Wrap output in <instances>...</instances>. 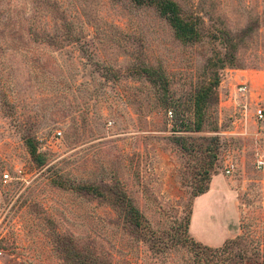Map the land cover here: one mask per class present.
I'll list each match as a JSON object with an SVG mask.
<instances>
[{"label":"rangeland","instance_id":"374dc122","mask_svg":"<svg viewBox=\"0 0 264 264\" xmlns=\"http://www.w3.org/2000/svg\"><path fill=\"white\" fill-rule=\"evenodd\" d=\"M35 1L0 0V264H196L193 242L236 238L264 264V0H172L196 20L189 44L128 0ZM143 67L164 73L167 109Z\"/></svg>","mask_w":264,"mask_h":264},{"label":"trees","instance_id":"16d2710c","mask_svg":"<svg viewBox=\"0 0 264 264\" xmlns=\"http://www.w3.org/2000/svg\"><path fill=\"white\" fill-rule=\"evenodd\" d=\"M36 2L35 0H33ZM136 7H153L158 15L166 20L170 26L175 39L180 41L183 44H189L196 42L199 39V31L197 28L196 20L191 17H188L181 7L172 0H128ZM34 18V15L31 17ZM29 22V20H28ZM34 22L28 23V32L31 33L32 26ZM34 38V37H33ZM36 39V38H34ZM141 74L145 77L146 81L152 86L156 87L161 94L160 106L164 109L168 108V83L164 73L160 69L152 67H143L140 69ZM218 85V79L215 78L214 83L210 87H202L195 94L192 101V110H193V127H185L184 132L188 129H192L194 132H200L203 125V119L205 112L208 108V102L213 93V88ZM171 116L172 112L169 111ZM26 146L28 152L33 159V161L41 166L43 164V159L40 154L37 153L35 146L30 140H27ZM99 188H91L90 191L96 194L99 197H103V194L100 193ZM209 187L205 186L201 188L196 194L193 195L194 198L200 197L201 195L207 193ZM127 204V215L130 218V223L135 228L140 226V213L131 202L125 198L126 195L122 193L119 194ZM123 201V202H124ZM239 238L234 240H226L223 245L219 248H211L208 246H201L197 242H193L194 256L196 264H258V262L252 260V255L247 256L244 250L240 249ZM66 258L71 261L73 264H97L98 262L92 261L89 257L90 255L82 254L74 250H67ZM215 258V259H214ZM89 259V260H88ZM101 264V263H99Z\"/></svg>","mask_w":264,"mask_h":264},{"label":"built area","instance_id":"2783aa9c","mask_svg":"<svg viewBox=\"0 0 264 264\" xmlns=\"http://www.w3.org/2000/svg\"><path fill=\"white\" fill-rule=\"evenodd\" d=\"M238 93L240 95H244L245 96L247 94V89L244 86H241V87L238 88ZM254 106H256V109H255V112H254V116H253L254 119L257 122H264V108L260 106L259 102H256ZM243 110H244V118H245L247 106H244ZM169 115L171 116L170 112H169ZM56 134L58 136L61 135L60 132H57ZM240 134L242 135V132ZM224 166H225L224 170H223L224 175L227 176V177L231 176L234 173V171H235V166H234L233 162L229 161ZM255 167L257 169L264 168V156L262 154H260V153H257V152L255 154ZM10 180H11V177L8 175V173L2 175V181L3 182L10 181Z\"/></svg>","mask_w":264,"mask_h":264},{"label":"crops","instance_id":"0c3cea01","mask_svg":"<svg viewBox=\"0 0 264 264\" xmlns=\"http://www.w3.org/2000/svg\"><path fill=\"white\" fill-rule=\"evenodd\" d=\"M207 193H205V194H203V195H201L200 197L202 198V196H204V195H206ZM199 197V198H200ZM198 198V199H199ZM192 223V222H191ZM226 240V238L224 237V238H222L221 240H219V241H217L218 242V244H216V245H213V247H218V246H221L222 245V243L224 242ZM212 247V246H211Z\"/></svg>","mask_w":264,"mask_h":264},{"label":"bare ground","instance_id":"6f19581e","mask_svg":"<svg viewBox=\"0 0 264 264\" xmlns=\"http://www.w3.org/2000/svg\"><path fill=\"white\" fill-rule=\"evenodd\" d=\"M200 209V208H199Z\"/></svg>","mask_w":264,"mask_h":264}]
</instances>
